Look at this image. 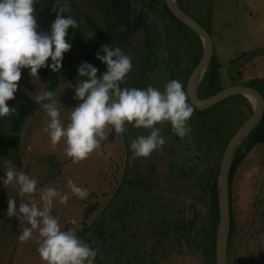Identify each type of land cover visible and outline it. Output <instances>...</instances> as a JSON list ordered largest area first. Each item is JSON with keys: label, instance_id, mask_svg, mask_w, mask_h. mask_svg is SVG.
Here are the masks:
<instances>
[{"label": "flooded vegetation", "instance_id": "obj_1", "mask_svg": "<svg viewBox=\"0 0 264 264\" xmlns=\"http://www.w3.org/2000/svg\"><path fill=\"white\" fill-rule=\"evenodd\" d=\"M174 1L181 10L197 21L210 34L204 25L191 14H195L197 17L208 21L210 11L203 10L201 4L203 2H209L212 5L213 0ZM64 3L70 6V11L65 12L64 15L71 16L75 19L78 27H70L68 29L66 42L71 44V49L63 54L60 71L53 72L51 68L44 67L38 70L39 78H33L32 80L29 70L22 69L21 79L18 81V90L14 93V99L6 101L10 108H15V111L9 116L0 117V177L5 175L4 165L6 161L10 160L14 167H18L19 171H23L37 179V188L43 186L42 182L45 179L48 168L42 161L39 164V159L35 156L36 154L32 150L29 140L25 142L22 139V135L24 134L25 136H32L30 141H33L38 131L37 128L41 120L45 117L42 114L45 110L36 103V97L32 96L34 92H38L35 89L36 85L38 86L39 83L42 84L41 92L44 90L54 92L56 90L57 92L61 91L62 88H68L69 96L72 97V95H75V89L73 87L81 79L77 71L81 62L87 61L97 67L99 70L98 75H102L106 70V65L96 58V53L100 50L101 45L107 44L113 47H119L125 54L131 56L132 70L127 74L124 82L121 84L122 88L135 87L144 89L148 85H152L163 91L167 81L176 79L182 83L185 92L188 93L187 83L200 60L203 48L199 35L194 29L183 23L170 11L165 0H35L34 15L37 20L38 32L50 30V25L55 20L58 11V9L54 11L55 6L58 7ZM100 55H104V53L100 52ZM214 57L213 54L203 77L197 85L195 94L198 99L206 98L222 88L237 84L233 82V84L223 86L219 82V73L225 71L220 69V64L218 66L215 65ZM47 63H51L50 58ZM208 70H210V74L212 72V74L216 75L217 91L212 90L216 87L215 85L210 86L211 81L208 78ZM160 71L164 73V77L160 76ZM227 77H229L228 74ZM235 77H241L240 69L235 70L229 78L233 79ZM204 82L209 84L211 93L205 94L209 89L206 84L202 86ZM238 95L239 98L245 101V105L237 101V105H240V107H235V109H238L242 114L248 113L245 116V119H247L251 114L252 105L244 95ZM76 102L78 103V101ZM188 103L195 109L194 114L188 121L191 128L190 133L181 139L172 132L170 122L157 124V127L161 128V135L166 138L165 144L161 148L153 151L146 158L137 157L139 160H148L146 166H148L153 175L161 176V173H163L170 178L175 177V175L178 176V180H181V185L178 187L180 190L178 192L177 188L174 191L175 194L170 193V195L174 196V200L175 198H179L180 202L184 198L191 197L194 191H196L195 197L198 198V184H200L201 172L207 167L213 171L215 170V166L209 163V153L211 151L213 153V147L211 146L212 140L216 139L218 141L219 139L223 143L221 151L220 149L218 150V153L222 154L230 137L242 124L237 126L238 128L236 127V130L234 129L230 135H225L224 132H220V129L217 130L219 128L218 125L220 124L222 128H230L229 124L234 125L228 117H225L226 115L217 116L215 114L216 117L208 115L206 110L209 107L198 109L191 103L189 96ZM222 106L229 108L228 106L230 104L226 103ZM30 116L34 118L31 121L28 120L26 125V119ZM263 118L264 114L261 120ZM106 131L107 139L101 142V146L114 141L118 148L120 146L122 147L124 173L128 174L127 165L133 156L130 147L131 141L138 136L150 134V130L144 129L143 127L136 128L133 124H126V131L123 134H117L111 126L106 128ZM253 136L255 137L254 134H251L245 146L238 149L239 153L242 152L246 156L255 145L263 143L259 140L254 143ZM247 145L248 148L244 149ZM45 150L47 151L49 149ZM27 151H29V157L27 156ZM245 156L237 163L231 174L229 171L231 245L234 228L236 223L239 224V222L235 221V210L231 211V197L234 196L232 184L235 172L237 171L236 168H238ZM220 159L221 156L218 157V161L216 162L218 166ZM108 160L110 163L105 162L106 165L101 163V166L104 168L103 172L101 171L99 173L100 177H93L99 183L92 186L93 188H99L102 185L104 186V184L105 186H109L106 189L110 190V192L104 205L101 206L98 202L92 201L89 199V195L81 200L78 197H72L71 199L68 198V201H71V203L67 201L65 204L60 203L56 208L52 206L51 214L54 216V209H57V211L61 210L56 215L61 229L74 230L76 235L84 243L97 250L94 264H161L158 263L159 259H164L165 257L162 258L163 255L158 256V248H160L158 246V238L160 235H157V232L160 230V226L155 224L166 222L171 228L176 220L185 223V220L180 216V213L183 212L182 205L179 202L177 203V201L174 205H166L161 200L157 191H155V187L153 189L151 183L145 181L143 178L144 175L141 176L138 172L141 167L139 163L133 166L136 168L134 173L136 177L131 180L134 183L119 180L114 188L112 187L110 189L111 185L109 181L107 182L108 178H106V182L104 183V176H106L105 170L108 164L110 168L111 164L114 165L112 162L118 160L113 155ZM204 162L208 165L201 168ZM65 163H61L60 167L65 165ZM114 167L116 168L117 166L114 165ZM177 182L169 181V189H175L174 185ZM89 188H87L88 192L90 190ZM4 193V191H0V221L4 217L6 219L8 217L7 208L9 196L16 197L17 200L20 198L18 196V189H16V192L11 193L7 191ZM124 193L129 195V200H127ZM36 197H39L37 192L34 194L33 199L39 201V198L37 199ZM24 199L27 202V197ZM95 200H97V197H95ZM19 203L20 199L17 202V208L19 207ZM127 206L134 209L131 215L123 218L129 222L131 233L129 230L121 233L119 231L120 226L114 223L118 216L123 214L122 211ZM173 207L176 208L175 211L172 209ZM143 209L146 212H143ZM174 215H176V218ZM70 220H75L76 223L71 224L69 223ZM12 221L17 232L14 231L16 233H14L15 242L12 245V249L14 250L8 255L7 264L13 253H15L14 258L17 259L15 250H19L22 246L18 239L22 226L19 225L20 222L17 217L12 219ZM243 222V225H250L247 221ZM240 227H242V224ZM246 228L244 226L242 229V236L244 237L247 235ZM118 233L124 236L120 237ZM145 234L149 237L148 242L150 244H148V248H144L141 243H147L146 241H142L145 238ZM152 237H154L153 240H150ZM230 250L231 246L228 248V258ZM33 255L41 259L36 250L35 253L33 252ZM233 257L235 258V253ZM236 262H238V259Z\"/></svg>", "mask_w": 264, "mask_h": 264}, {"label": "clouds", "instance_id": "obj_2", "mask_svg": "<svg viewBox=\"0 0 264 264\" xmlns=\"http://www.w3.org/2000/svg\"><path fill=\"white\" fill-rule=\"evenodd\" d=\"M34 3L35 0H0V117L15 111L6 101L14 99L22 69L29 70L32 80L39 78L38 70L44 67L60 71L63 54L71 49V44L66 42L68 29L78 27L75 19L64 15L70 11V6L64 3L55 6L54 11H58L50 30L38 32ZM49 58L50 64L47 63ZM96 58L106 65V70L98 75L97 67L81 62L77 69L81 79L73 87V98L78 103L70 108L66 125L61 122L60 107L53 91L44 90L36 96V103L50 118L45 131L51 144L55 147L63 139L65 154L73 163L101 149V142L107 139L105 129L109 126L117 134L126 131V124L150 130V134L131 141L133 159L146 158L165 144L166 138L157 124L170 122L172 132L181 139L190 133L188 121L195 109L188 103V93L180 81H167L163 91L152 85L144 89L122 88L121 84L132 70L131 56L119 47L105 44L97 51ZM4 169L5 175L0 177L3 185L18 186L19 207L9 196L7 216L17 217L22 226L19 241L33 239L36 231V251L46 264H94L97 250L84 243L74 230H62L58 217L51 214L54 201L65 204L68 194L46 187L39 192V201H36L33 196L37 192V179L17 171L10 160L5 162ZM67 186L80 199L89 195L87 189L78 187L71 179Z\"/></svg>", "mask_w": 264, "mask_h": 264}, {"label": "rangeland", "instance_id": "obj_3", "mask_svg": "<svg viewBox=\"0 0 264 264\" xmlns=\"http://www.w3.org/2000/svg\"><path fill=\"white\" fill-rule=\"evenodd\" d=\"M201 6L203 10L210 11L208 21L197 17L195 14H190L203 24L212 36L214 47L213 54L215 56L214 63L217 66L220 64V69L225 71L219 73V82H221L223 86L233 84V82L237 84L242 83L256 88L264 95V0H213L212 5L209 4V2H203ZM238 69L241 70V77L243 79L241 77H235L233 79L229 78L230 75L232 76L235 70ZM227 74L229 77H227ZM160 76L164 77V73L161 71ZM204 84H206L209 89L205 94L209 92L211 93L212 91L209 88V84L204 82L202 86ZM42 87L41 83H39L38 86L36 85L35 89H37L38 92H34L32 96L36 97L40 94ZM55 97L57 104L60 107L61 122L66 125L70 108L74 107L77 102L73 98L74 95H72V97L69 96L68 88H62L61 91H57ZM238 98V94L228 96L221 102L212 105L206 110L208 115L215 117V114H217V116L226 115L225 117H228V119L234 123V125L229 124L230 128H222L220 124L218 125L219 128H217V130L220 129V132H224L225 135H230L234 129L236 130L237 126L246 120L245 116L248 113L242 114L238 109H235V107H240V105H237L238 102L245 105V101H243L242 98ZM226 103L230 104V106H228L229 108H224L222 106ZM42 114H44L45 117L41 120L33 141H30L32 136H25L22 133L23 141L27 142L29 140L31 148L36 154L35 156L39 159V164L40 161H42L48 168L45 175L46 181L43 179V186L37 188V195H39V192L46 187H55L62 193H67L69 199L77 197L67 186V181L71 179L78 187L85 189L95 186L99 182L93 177H100L99 173L104 170L101 163H103V165H106L105 162L110 163L108 158L112 155L118 160L112 162L117 167L115 168L114 165L111 164L109 168L108 164L105 170L107 177L104 176L105 180L102 177L104 183L106 182V178H108L107 182L109 181V184L111 185L110 189H112V187L114 188L119 180H123L127 183H134L131 181L136 177V175H134L136 168L133 166L139 163L141 167L138 172L141 176L144 175L143 178L145 181L151 183L153 189L155 187V191H157L161 200H163L166 205H174L176 201L182 205L183 212L180 213V216L185 220V223L188 226V239H183V241V230L181 231L182 227H180L179 220H176V223L174 224L171 223L173 224V227L171 228L166 222L155 224L160 226V230L157 232V235H160L158 238V246H160V248H158V256L163 255L162 258L165 257L164 259H159L158 263H213L211 254L209 257L208 253H204V248L207 247L210 241L208 237V232L210 233L209 229L211 226L208 214L209 205L208 202L206 203L195 197L196 191H194L191 197L184 198L181 202L179 198H175L174 200V196H171L170 193H174V191L181 185V180H178V176L175 175V177L170 178L163 173H161V176L153 175L148 166H146L148 160L133 159V156L130 158L127 165L128 174L124 173L122 147L120 146L118 148L114 141L102 145L99 151H94L87 159L78 163H73L72 159L65 154L64 149L66 145L63 139L55 147L51 144L50 137L45 131L50 118L45 111H43ZM33 118V116L28 117L26 119V125L28 120L31 121ZM253 140L254 143L258 142L256 137H254ZM211 146L213 147V153L212 151L209 153V163L210 165L217 167L216 162L218 161V157L222 155L218 153V150L220 149L221 151L223 143H221L219 139L218 141L213 139ZM247 148L248 145L244 149ZM45 149L49 150L46 151ZM100 152H102L103 155H101ZM109 152L111 155H108ZM27 156L29 157V151H27ZM63 162H66L65 165L60 167ZM207 165L208 164L204 162L202 163L201 168ZM15 169L19 171L18 167H15ZM236 169L237 171L235 172L232 184L234 196L231 197V211L235 210V221L239 222V224L236 223L234 228L232 245L231 241L229 242V248L231 246V250L229 251L228 263L264 264V141L261 144L259 143L255 145L252 150L246 154L243 161ZM61 173L63 174L61 175ZM169 181H178L174 185L175 189H169ZM107 187L109 186H105L104 184V186L102 185L99 188H89V199L98 202L101 206L104 205L108 198V193L110 192V190L106 189ZM16 189H18V186L16 185H8L5 187L3 181L0 180V191H4L5 193L10 191L12 193L16 192ZM179 190L180 188H178V192ZM124 195L127 200H129V195L127 193H124ZM167 195L168 197L166 198ZM95 197H97V200H95ZM179 197L182 198L181 195H179ZM13 198L16 200V203L20 199L17 200L16 197ZM36 198L38 199L39 197ZM68 202L71 203V201ZM59 205L60 203L58 201H54V208ZM172 209L175 211L176 208L173 207ZM59 211L54 209V216L59 214ZM133 211L134 209H132V207L127 206L126 209L122 211L123 214L118 216L117 220H119H116L117 222L115 221L114 224L120 226V228H118L121 233H124L126 230H129L131 233L129 222L123 218L131 215ZM143 212H146L145 209H143ZM174 216L176 218V215ZM14 218L15 216L12 218L7 217V219L4 217L3 220L0 221V264H7L6 261L8 255L14 250L12 249V245L15 242L14 231L17 232L12 221ZM243 221H247L250 225H243ZM241 224L242 227H240ZM244 226L245 228L247 227V235L245 237L242 236V229ZM231 234L232 232L230 233V236ZM118 236L123 237L124 235L121 236V234L118 233ZM37 238L38 232L34 231L33 239L23 243L20 242L22 246L19 250H15L17 253V259L14 258L15 253H13L8 264H46L45 261L38 259L37 256L33 255V252L35 253L36 250L35 247L38 246L36 245ZM153 238L154 237L150 238V240H153ZM144 239L142 241H146L147 243H141L144 248H148V244L150 243L148 242L149 237L147 234H145ZM234 253L235 258L233 257ZM237 259L239 263L236 262Z\"/></svg>", "mask_w": 264, "mask_h": 264}, {"label": "water", "instance_id": "obj_4", "mask_svg": "<svg viewBox=\"0 0 264 264\" xmlns=\"http://www.w3.org/2000/svg\"><path fill=\"white\" fill-rule=\"evenodd\" d=\"M165 1L170 11L179 20L194 29L202 41L203 48L200 60L187 83L188 96L191 103L198 109H205L220 102L228 96L241 94L244 95L252 105L251 114L227 142L221 155L216 177L218 220L214 240V264H229L228 248L232 236V234L230 236L229 171L235 153L239 148L244 146L248 135L257 127L264 114V96L262 92L256 88L239 83L222 88L206 98L198 99L195 94L197 85L203 77V74L213 55V43L211 36L199 23H197V21L181 10L174 0ZM248 96H251L253 100H251Z\"/></svg>", "mask_w": 264, "mask_h": 264}, {"label": "trees", "instance_id": "obj_5", "mask_svg": "<svg viewBox=\"0 0 264 264\" xmlns=\"http://www.w3.org/2000/svg\"><path fill=\"white\" fill-rule=\"evenodd\" d=\"M209 71V75L208 78H210V86H216L214 87L212 90L213 91H217V85H216V75L215 74H210V70ZM213 77V78H212ZM251 134H254L255 137L260 141L263 142L264 141V118L260 121V123H258V126L254 129V131L251 132ZM251 134L248 136L246 142L250 139ZM254 138V136H253ZM252 138V139H253ZM245 142V143H246ZM254 142V140H253ZM245 146V145H244ZM243 153H239V150L237 151V153L235 154L233 160H232V165H231V170H230V174L233 172L234 168L236 167L237 163L241 160V158L243 157ZM218 165L217 167H215V170H211L209 167H207L203 172H201V179H200V184L199 188H198V199L205 201L206 203L208 202L209 205V210H208V214L210 217V233L208 232V237H209V243L207 245L206 248H204V253L205 254H211V259L213 261L212 264H214V240H215V230H216V225H217V220H218V207H217V193H216V177H217V173H218ZM176 223V221L174 222ZM180 223V227H182L181 231H182V240L188 239V233H187V225L182 222L179 221ZM173 226V225H172ZM184 241V240H183Z\"/></svg>", "mask_w": 264, "mask_h": 264}, {"label": "bare ground", "instance_id": "obj_6", "mask_svg": "<svg viewBox=\"0 0 264 264\" xmlns=\"http://www.w3.org/2000/svg\"><path fill=\"white\" fill-rule=\"evenodd\" d=\"M249 98H251V96H248ZM251 100H253L252 98H251Z\"/></svg>", "mask_w": 264, "mask_h": 264}]
</instances>
